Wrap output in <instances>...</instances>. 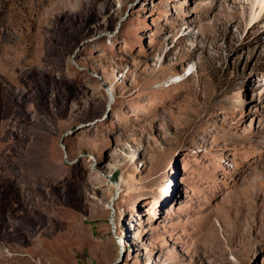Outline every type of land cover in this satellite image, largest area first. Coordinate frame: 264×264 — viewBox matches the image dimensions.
Returning a JSON list of instances; mask_svg holds the SVG:
<instances>
[{
  "label": "rangeland",
  "instance_id": "1",
  "mask_svg": "<svg viewBox=\"0 0 264 264\" xmlns=\"http://www.w3.org/2000/svg\"><path fill=\"white\" fill-rule=\"evenodd\" d=\"M0 0V264H264V11Z\"/></svg>",
  "mask_w": 264,
  "mask_h": 264
},
{
  "label": "bare ground",
  "instance_id": "2",
  "mask_svg": "<svg viewBox=\"0 0 264 264\" xmlns=\"http://www.w3.org/2000/svg\"><path fill=\"white\" fill-rule=\"evenodd\" d=\"M249 7V20H253L260 16L264 11V0H245Z\"/></svg>",
  "mask_w": 264,
  "mask_h": 264
}]
</instances>
